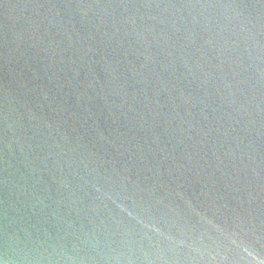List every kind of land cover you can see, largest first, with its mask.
<instances>
[{
	"label": "water",
	"instance_id": "95a60500",
	"mask_svg": "<svg viewBox=\"0 0 264 264\" xmlns=\"http://www.w3.org/2000/svg\"><path fill=\"white\" fill-rule=\"evenodd\" d=\"M0 264H264V0H0Z\"/></svg>",
	"mask_w": 264,
	"mask_h": 264
}]
</instances>
